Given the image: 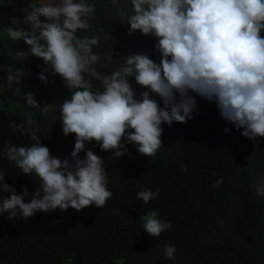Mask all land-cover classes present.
<instances>
[{"label": "clouds", "instance_id": "obj_1", "mask_svg": "<svg viewBox=\"0 0 264 264\" xmlns=\"http://www.w3.org/2000/svg\"><path fill=\"white\" fill-rule=\"evenodd\" d=\"M130 4V12L117 10L121 23L130 25L129 36L138 30L156 39L159 62L139 52L124 56V63L110 74L98 73L93 66L100 55L93 48L100 37L77 34L95 31L89 20L96 5L86 0L30 2L22 9V18L11 17L18 26L4 29L13 42L27 46V51L15 52L16 59L29 55L41 59L39 79L47 83L50 73L63 81L71 95L60 104L59 120L65 137L75 134L70 157L61 160L42 143L39 128L33 129L36 120L12 122L13 131L29 135L33 142L28 146L7 142L2 156L20 175H31L38 187L30 192L23 186L18 193L0 170V214L6 213L9 220H28L38 211L106 207L114 194L107 187L105 161L87 144L94 141L110 159L131 156L128 145L136 146L142 156L154 157L163 145L162 125L187 123L198 110L192 93L214 103L222 119L243 129L242 136L264 138V0H130ZM23 75V68L9 67L8 86L22 84ZM129 78L143 90L138 92ZM20 92V87L14 89L15 95ZM24 98L44 116L53 107H41L31 91ZM222 183L219 177L213 188ZM256 194L264 196V186H258ZM158 196L159 189L137 193L145 205ZM141 219L151 237L172 227L158 218L156 210ZM175 252L174 245L164 248L166 259H175Z\"/></svg>", "mask_w": 264, "mask_h": 264}, {"label": "trees", "instance_id": "obj_2", "mask_svg": "<svg viewBox=\"0 0 264 264\" xmlns=\"http://www.w3.org/2000/svg\"><path fill=\"white\" fill-rule=\"evenodd\" d=\"M30 2L41 3L0 0V170L18 193L23 186L32 192L38 185L2 156L7 142L18 146L33 142L29 135L12 130L13 121L36 120L33 129L39 128L42 143L61 160L70 157L75 143V134L63 135L59 120L60 104L71 95L63 81L50 73L47 83L41 81L43 61L30 55L16 59L15 52L27 51V46L13 42L4 31L18 26L11 17L22 18V9ZM86 2L96 5L89 20L95 31L77 34L100 37L93 48L100 55L93 66L98 73L110 74L124 63V56L139 52L159 62L156 39L138 30L129 36L130 25L121 23L117 10L130 12V0ZM9 67L24 69L22 84L8 86ZM129 79L138 92L143 90ZM16 87L21 88L18 96ZM29 91L41 107L53 105L47 116L26 103L24 94ZM192 95L198 110L187 123L162 125L163 145L154 157L142 156L136 146L128 145L131 156L110 159L94 141L87 144L105 161L107 187L114 194L106 207L38 211L28 220L0 214V264H264V196L256 194V188L264 186V138L242 136L243 129L222 119L214 103ZM219 177L223 183L213 188ZM144 188L159 189V196L146 205L137 199ZM153 210L172 225L159 237L143 229L141 218ZM169 244L175 246V259L164 256Z\"/></svg>", "mask_w": 264, "mask_h": 264}, {"label": "rangeland", "instance_id": "obj_3", "mask_svg": "<svg viewBox=\"0 0 264 264\" xmlns=\"http://www.w3.org/2000/svg\"><path fill=\"white\" fill-rule=\"evenodd\" d=\"M38 1H40V2H45V0H38Z\"/></svg>", "mask_w": 264, "mask_h": 264}]
</instances>
